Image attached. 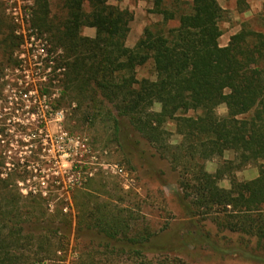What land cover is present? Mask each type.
Returning a JSON list of instances; mask_svg holds the SVG:
<instances>
[{
    "label": "trees",
    "instance_id": "trees-1",
    "mask_svg": "<svg viewBox=\"0 0 264 264\" xmlns=\"http://www.w3.org/2000/svg\"><path fill=\"white\" fill-rule=\"evenodd\" d=\"M34 2L33 28L52 45L50 82H57L60 91L56 109L75 106L73 112L87 122L114 125L118 137L120 120H127L179 172L185 198H195L202 214L215 207L231 208L226 210L230 229L264 243V34L243 29L222 47L225 10L218 0H193L189 14L155 0L151 13L163 22L147 27L129 48L135 20L129 9L109 0H65L67 17L54 21L49 0ZM177 20L179 27L167 28ZM85 28L95 30L96 36H83ZM23 45L24 37L0 6V47L9 63ZM150 62L156 81H140L138 69ZM156 105L160 112L154 110ZM221 106L227 109L224 117L218 114ZM169 125L181 138L176 145L170 141ZM227 154L234 158L226 160ZM217 159L223 164L216 174H209L205 164ZM250 166L258 168V178L240 182L236 173ZM224 180L230 182L229 190L220 187ZM46 202L41 195L23 198L9 180L0 178V264H41L50 258L47 246L52 238L47 234L58 231L53 226L60 213L41 211ZM194 211L188 205V212L197 216ZM96 214V228L135 258L134 264H151L145 260L148 254L178 255L191 244L187 239L192 234L179 238L177 232L132 240L125 220L110 219L102 211ZM36 225H43V232L27 234V227ZM39 241L46 249L31 258ZM157 264L178 262L165 259Z\"/></svg>",
    "mask_w": 264,
    "mask_h": 264
},
{
    "label": "rangeland",
    "instance_id": "rangeland-1",
    "mask_svg": "<svg viewBox=\"0 0 264 264\" xmlns=\"http://www.w3.org/2000/svg\"><path fill=\"white\" fill-rule=\"evenodd\" d=\"M49 2L52 19L64 20L65 0ZM192 2L181 0L177 4L175 0H165L167 7L180 14L191 13ZM218 2L227 7L220 23L221 46H228L233 34L243 29L264 34V0ZM154 3L155 0H109V4L129 9L135 15L127 42L129 48L136 46L147 27L163 22L161 16L151 13ZM0 6L17 31L26 36L24 46L10 63L0 47V178L9 180L23 198L41 195L48 202L41 211L48 208L49 214L60 213L53 226L58 231L47 234L52 238L47 246L50 258L41 264L137 262L119 250L121 245L117 241L109 242L96 228L94 216L99 211L110 219L125 220L128 238L132 240L175 232L179 238L192 234L186 250L168 257L148 254L147 263L167 259L178 264H264V243L228 226L226 210L231 208L215 207L202 214L203 210L194 205L195 198H185L179 172L127 120H120L118 137L114 125L87 122L73 112L75 106L57 110L55 102L60 98L57 82H50L52 76L45 79L50 73L45 55L52 51V45L46 35L33 28L34 0H0ZM85 11L90 12L88 2ZM17 18L20 25L15 21ZM179 25L178 20L172 21L167 28ZM82 34L94 38L96 31L85 28ZM31 36H35V41ZM137 78L156 81L153 63L139 68ZM24 94L29 98L25 99ZM154 110L160 112L161 107L156 105ZM218 114L226 116V107L221 106ZM168 130L172 144L181 142L173 125ZM233 158V154L225 156L226 160ZM223 162L219 159L207 162L205 169L216 174ZM257 174L258 168L250 166L236 176L240 182H249L257 179ZM220 187L229 190L231 185L224 180ZM190 204L197 216L188 212ZM42 227L29 226L27 234H40ZM197 230L200 235L195 233ZM41 242H37L34 255L29 254L31 258L46 249ZM212 246L226 252L220 253Z\"/></svg>",
    "mask_w": 264,
    "mask_h": 264
},
{
    "label": "built area",
    "instance_id": "built-area-1",
    "mask_svg": "<svg viewBox=\"0 0 264 264\" xmlns=\"http://www.w3.org/2000/svg\"><path fill=\"white\" fill-rule=\"evenodd\" d=\"M16 22H17V24H19L20 25V20L17 18L16 20H15ZM17 34L19 35V36H22V37H26L24 34H22V32H19V31H17ZM32 37V39L35 41V36H31ZM24 46V45H23ZM22 46V47H23ZM43 52H45L44 50H42ZM46 59H47V62H48V65H49V68H48V71H50V73L47 75V76H45V79H48V77H50L51 76V73H52V70H53V67H54V61H53V56H51L50 55V52H48L47 51V53H46ZM26 88H29V87H26ZM24 97H25V99H28L29 98V96H28V94H24Z\"/></svg>",
    "mask_w": 264,
    "mask_h": 264
},
{
    "label": "crops",
    "instance_id": "crops-1",
    "mask_svg": "<svg viewBox=\"0 0 264 264\" xmlns=\"http://www.w3.org/2000/svg\"><path fill=\"white\" fill-rule=\"evenodd\" d=\"M220 4V3H219ZM220 6L224 9V10H226L227 9V7H224V6H222L221 4H220ZM233 35H236V33H234ZM232 38V37H231ZM231 40V39H230ZM128 41H129V37H128ZM127 41V42H128ZM223 47V46H222ZM225 47H227V46H225ZM227 110V109H226ZM258 174L256 175V178H258Z\"/></svg>",
    "mask_w": 264,
    "mask_h": 264
}]
</instances>
